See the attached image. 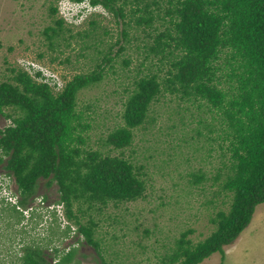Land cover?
Here are the masks:
<instances>
[{
  "label": "trees",
  "instance_id": "trees-1",
  "mask_svg": "<svg viewBox=\"0 0 264 264\" xmlns=\"http://www.w3.org/2000/svg\"><path fill=\"white\" fill-rule=\"evenodd\" d=\"M88 2L119 18L124 37L131 22L135 28L141 25L151 39L142 43L143 59L155 57L157 70L165 66L162 76L157 71L147 72L132 81L122 105L123 123L107 133L105 144L115 148L129 144L132 128L145 120L151 103L164 91L180 99L202 101L217 114L228 152L219 185L229 193L228 206L213 212V229L202 239L191 242L186 238L189 228L180 232L162 262L196 264L214 251L222 257V246L249 222L254 206L264 202V0ZM56 10L55 5L49 6L51 15ZM155 19L163 28L151 32ZM86 21L88 28L71 33L63 18L54 16V26L43 30L48 46L53 48L58 37L69 43L68 37L60 35L62 31L70 38L78 37L83 47L89 46V39L96 40L93 32L98 21L92 16ZM111 46L97 49L100 56L93 68L74 73L58 88L17 67L9 69V80L0 81V116L8 119L0 128V163L13 177L19 193L16 202L25 205L39 178H44L46 185L54 183L55 202L75 225L76 233L94 248L98 245L92 230L95 222H81L73 206L85 211L108 201L132 200L142 196L145 187L133 164L123 156L83 146L82 132L88 124L81 122L76 95L112 67ZM127 63L125 59L123 64ZM189 174L191 183L203 176L202 172ZM218 175L212 179H219ZM75 250V246L58 250L50 262L38 246L23 245L19 264H67Z\"/></svg>",
  "mask_w": 264,
  "mask_h": 264
},
{
  "label": "rangeland",
  "instance_id": "rangeland-1",
  "mask_svg": "<svg viewBox=\"0 0 264 264\" xmlns=\"http://www.w3.org/2000/svg\"><path fill=\"white\" fill-rule=\"evenodd\" d=\"M64 1L0 0V81L9 80V69L22 68L20 63L27 60L54 71L63 83L74 73L93 68L100 56L96 50L111 44L112 67L76 95L81 122L88 124L82 132L83 146L123 156L133 164L145 187L143 195L132 200L108 201L85 211L73 206L81 222H95L92 230L98 245L94 248L76 233L75 225L55 202L54 183L46 185L45 179L39 178L33 194L21 205L15 201L19 193L14 181L0 163L5 190L13 192L9 202H0V264H19L23 245L38 246L50 262L58 250L75 246L67 264H163L180 232L189 228L186 238L191 242L202 239L213 229V212L228 206L229 193L219 185L228 152L217 114L202 101L180 99L164 91L151 103L145 120L132 128L129 144L121 148L105 144L107 133L123 123L122 105L132 81L147 72L157 71L162 76L165 66L157 70L155 57L143 59L142 43L151 39L141 25L135 28L131 22L124 37L120 19L101 6L74 19L71 12L75 7ZM50 5L56 6L54 15ZM54 16L63 18L71 33L88 28L87 18L95 17L98 28L93 36L100 41L89 39V46L83 47L78 37L70 38L62 31L60 35L68 37L69 43L58 37L50 48L43 30L54 26ZM162 28L163 23L155 19L150 30ZM125 59L127 64H123ZM7 122L0 116V128ZM192 172H202V179L189 182ZM217 172L218 181L212 179ZM222 248V257L214 251L196 264H264V202L254 206L249 222Z\"/></svg>",
  "mask_w": 264,
  "mask_h": 264
},
{
  "label": "clouds",
  "instance_id": "clouds-1",
  "mask_svg": "<svg viewBox=\"0 0 264 264\" xmlns=\"http://www.w3.org/2000/svg\"><path fill=\"white\" fill-rule=\"evenodd\" d=\"M64 2L65 3H71L75 7L74 12H71V14L73 16V17L72 16L71 17L74 19L81 17V15H83L85 12L91 13L93 11V9L99 5V4L92 5L88 2V0H82L80 2L65 0ZM36 63H38V62H36ZM20 66L22 67L23 70H25L27 72V70L24 68L23 64H20ZM37 71H39V75H40V70L37 69L36 72ZM58 79L61 83V79L59 77H58ZM61 85H62V83L60 84V86ZM51 87H53V86H51ZM8 175H10V174H8ZM2 179H3V176L0 174V202H2V201H8L9 202V197L13 196V192H12V190H9V191L5 190V184L2 183ZM12 179H13V177H12ZM15 188H16V186H15ZM15 201H16V199H15ZM50 208H51V206H50Z\"/></svg>",
  "mask_w": 264,
  "mask_h": 264
},
{
  "label": "built area",
  "instance_id": "built-area-1",
  "mask_svg": "<svg viewBox=\"0 0 264 264\" xmlns=\"http://www.w3.org/2000/svg\"><path fill=\"white\" fill-rule=\"evenodd\" d=\"M20 64H23L24 68L32 77H36L39 80L45 81L53 87L58 88L60 86L61 83L58 79L59 76L49 68L40 65V63L24 60ZM37 69L40 70L39 76H35V72Z\"/></svg>",
  "mask_w": 264,
  "mask_h": 264
},
{
  "label": "flooded vegetation",
  "instance_id": "flooded-vegetation-1",
  "mask_svg": "<svg viewBox=\"0 0 264 264\" xmlns=\"http://www.w3.org/2000/svg\"><path fill=\"white\" fill-rule=\"evenodd\" d=\"M8 223V222H7ZM9 224V223H8Z\"/></svg>",
  "mask_w": 264,
  "mask_h": 264
}]
</instances>
